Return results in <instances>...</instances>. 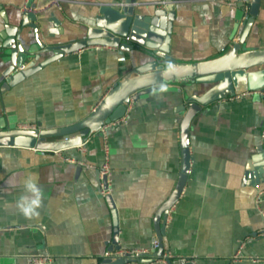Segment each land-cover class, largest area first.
<instances>
[{"label": "crops", "instance_id": "obj_1", "mask_svg": "<svg viewBox=\"0 0 264 264\" xmlns=\"http://www.w3.org/2000/svg\"><path fill=\"white\" fill-rule=\"evenodd\" d=\"M26 1L0 0V28L4 21L17 25ZM30 1L35 5L32 12L39 24V40L57 45L83 39L97 4L112 0H60L59 7H48L47 0ZM160 2L135 0L141 9ZM172 2L175 18L169 54L175 62L215 58L230 48L241 31L238 0ZM50 17L57 20L59 32H48ZM19 40L22 46L31 43L28 26L20 31ZM243 46L246 50L264 48V0H259ZM142 60L117 47L87 46L9 86L2 76L8 62L0 59V123L37 128L74 124ZM162 85L166 91L159 90ZM208 86L163 83L130 100L124 112L126 123L108 129L107 194L116 210L120 249L145 248L155 238L153 215L173 189L182 166L181 105H186L185 96L200 94ZM238 95L202 106L190 119V170L163 228L168 264H264V221L253 205L255 191L264 188V183L256 187L242 183L255 147L261 146L264 152L260 135L264 94L246 91ZM82 149L70 147L55 153L0 146V264H27L28 254H46L51 264L100 262L113 224L105 196L98 191L103 159L98 131L86 137ZM33 172L39 176L45 199L40 216L27 220L11 205L21 194L24 178ZM12 178L16 187L9 186ZM259 204L264 210V197ZM153 256L129 264H160L150 263Z\"/></svg>", "mask_w": 264, "mask_h": 264}, {"label": "water", "instance_id": "obj_2", "mask_svg": "<svg viewBox=\"0 0 264 264\" xmlns=\"http://www.w3.org/2000/svg\"><path fill=\"white\" fill-rule=\"evenodd\" d=\"M34 3L27 0L20 11L17 25L4 21L0 28V59L8 62L2 76L7 85L21 81L55 59L87 46L117 47L140 56L138 64L128 76L115 82L100 99L92 111L78 122L55 128H19L0 123V146L30 148L40 151H62L80 145L86 137L110 121L123 116L130 100L163 83L209 85L200 94L185 96L179 122V145L182 155L181 171L167 198L157 207L153 215L155 239L158 242L154 255L161 256L166 248L164 236L165 218L170 206L176 201L186 180L188 169V127L190 119L200 107L213 101L260 90L264 93V48L244 49L245 35L257 14L259 0H250L248 16L242 20L241 31L230 48L221 55L195 63H178L169 54V35L175 18V3L163 0L151 8L139 7L135 0H112L101 2L86 28L83 39L65 44L45 45L37 36L39 24L32 12ZM52 28L48 32H59L58 22L50 17ZM24 26L31 29V43L20 44V31ZM46 52L50 54L41 58ZM173 65L169 70L168 65ZM66 137V138H64ZM104 186L105 177L102 178ZM243 184L256 187L264 183V152L256 146L249 156L243 173ZM112 219V234L107 251L118 250L116 210L111 197L105 195ZM147 261V260H146ZM133 260L125 255L112 259L104 257L98 264H129ZM191 264V263H187Z\"/></svg>", "mask_w": 264, "mask_h": 264}, {"label": "built area", "instance_id": "obj_3", "mask_svg": "<svg viewBox=\"0 0 264 264\" xmlns=\"http://www.w3.org/2000/svg\"><path fill=\"white\" fill-rule=\"evenodd\" d=\"M59 1L60 0H47V6H55L59 7ZM240 3L241 7V13H242V20H244L248 16V11H249V6H250V0H238ZM162 3V2H160ZM33 11V10H32ZM257 92L262 93L260 90H257ZM239 95H233V97H238ZM233 97H229L230 99ZM125 116H121L118 119H115L114 121H110L106 124H103L99 129L98 132L100 134V138L102 141V153H103V159L102 162L98 168V191L102 196L107 195L108 189H107V178L109 176V154H108V143H107V132L110 127L117 126L118 124H125ZM19 128H35L34 124H21L18 126ZM260 135L264 137V130L261 131ZM66 138V137H64ZM83 143V142H82ZM82 143L76 147L79 148V150L82 149ZM60 151H56L55 153H59ZM65 160L68 161H73L72 159L69 158H64ZM79 164H82L80 162H77ZM190 164L188 163V169L187 173L190 170ZM84 167H89L86 164H83ZM105 177V182L106 185L104 186L102 182V178ZM264 197V188H257L255 191V196L253 199V205L255 210L260 214L262 220L264 221V210L260 207V200L261 198ZM264 223V222H263ZM262 231V229H261ZM158 242L154 238L150 246L145 247V248H128V249H118V250H112V251H104L103 252V257H110V258H117L122 255H125L126 258L131 259V260H137L139 258L146 257L147 255L154 253L155 250L157 249ZM237 253L238 251L233 255L234 258H237ZM170 259V255L168 253L162 252L161 256H153L150 263H160V264H168V260ZM252 260H256V258H251ZM26 263L27 264H51L52 263V258L46 254H28L25 257ZM192 263V262H191Z\"/></svg>", "mask_w": 264, "mask_h": 264}, {"label": "clouds", "instance_id": "obj_4", "mask_svg": "<svg viewBox=\"0 0 264 264\" xmlns=\"http://www.w3.org/2000/svg\"><path fill=\"white\" fill-rule=\"evenodd\" d=\"M168 69H173V65L169 64ZM161 92L166 91L165 86L159 89ZM10 187H16L14 178L9 180ZM45 199L44 189L39 184V176L37 173H29L23 180L21 194L16 198L14 204L16 212L27 220H32L40 216V209Z\"/></svg>", "mask_w": 264, "mask_h": 264}]
</instances>
